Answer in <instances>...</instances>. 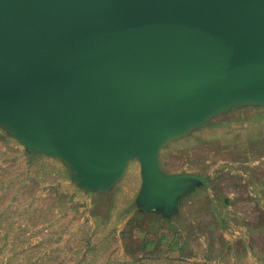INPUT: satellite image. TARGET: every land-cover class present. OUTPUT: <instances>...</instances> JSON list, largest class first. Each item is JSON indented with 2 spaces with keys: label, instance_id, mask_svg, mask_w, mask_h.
Instances as JSON below:
<instances>
[{
  "label": "rangeland",
  "instance_id": "374dc122",
  "mask_svg": "<svg viewBox=\"0 0 264 264\" xmlns=\"http://www.w3.org/2000/svg\"><path fill=\"white\" fill-rule=\"evenodd\" d=\"M181 93L102 147L98 116L0 111V264H264V80L206 68Z\"/></svg>",
  "mask_w": 264,
  "mask_h": 264
},
{
  "label": "water",
  "instance_id": "95a60500",
  "mask_svg": "<svg viewBox=\"0 0 264 264\" xmlns=\"http://www.w3.org/2000/svg\"><path fill=\"white\" fill-rule=\"evenodd\" d=\"M264 80V0H0V111L138 140L206 68Z\"/></svg>",
  "mask_w": 264,
  "mask_h": 264
},
{
  "label": "bare ground",
  "instance_id": "6f19581e",
  "mask_svg": "<svg viewBox=\"0 0 264 264\" xmlns=\"http://www.w3.org/2000/svg\"><path fill=\"white\" fill-rule=\"evenodd\" d=\"M251 88L253 89L256 85V83H251L250 84ZM185 100L184 96L179 93L173 94L170 98H168L165 102V110L167 111L168 114H172V108H174L176 105L180 104L181 101ZM156 121L153 122V125Z\"/></svg>",
  "mask_w": 264,
  "mask_h": 264
}]
</instances>
